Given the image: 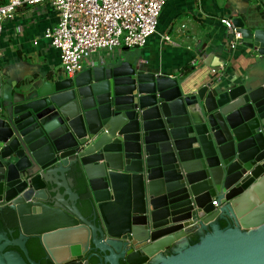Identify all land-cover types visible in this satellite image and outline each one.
<instances>
[{
    "label": "water",
    "instance_id": "95a60500",
    "mask_svg": "<svg viewBox=\"0 0 264 264\" xmlns=\"http://www.w3.org/2000/svg\"><path fill=\"white\" fill-rule=\"evenodd\" d=\"M231 20L260 60L243 84L184 90L118 58L1 85L0 213L14 211L19 231L0 229V264H39L30 237L50 264H264V27Z\"/></svg>",
    "mask_w": 264,
    "mask_h": 264
},
{
    "label": "crops",
    "instance_id": "0c3cea01",
    "mask_svg": "<svg viewBox=\"0 0 264 264\" xmlns=\"http://www.w3.org/2000/svg\"><path fill=\"white\" fill-rule=\"evenodd\" d=\"M5 2L0 0V5ZM234 17L264 27V0H169L160 13L157 33L144 47L124 52L123 60L137 59L148 71L176 78L184 90L210 80L225 87L243 84L246 78H255L260 60L242 44L230 47L231 32L219 19ZM55 23V14L46 5H23L14 21L2 23L0 89L2 84L15 83L13 92H18L58 71L59 53L45 41L33 44Z\"/></svg>",
    "mask_w": 264,
    "mask_h": 264
},
{
    "label": "built area",
    "instance_id": "2783aa9c",
    "mask_svg": "<svg viewBox=\"0 0 264 264\" xmlns=\"http://www.w3.org/2000/svg\"><path fill=\"white\" fill-rule=\"evenodd\" d=\"M169 0H6L0 5L2 23L14 21L23 6H49L56 17L53 26L33 41H45L59 53L58 73L74 77L86 68L118 59L123 48H142L157 33L160 13ZM220 24L233 34L230 47L240 44V33L229 18ZM171 42L168 37L164 38Z\"/></svg>",
    "mask_w": 264,
    "mask_h": 264
},
{
    "label": "trees",
    "instance_id": "16d2710c",
    "mask_svg": "<svg viewBox=\"0 0 264 264\" xmlns=\"http://www.w3.org/2000/svg\"><path fill=\"white\" fill-rule=\"evenodd\" d=\"M68 176L72 179V189L78 195L77 206L81 213L90 218V199L88 194L87 185L83 175L78 167H73L68 173ZM221 228L226 226L224 221H220ZM0 229L8 234L9 239H15L18 236V225L16 220L15 212L9 208H4L0 213ZM199 240V235L195 234L190 240V245L196 244ZM26 249L28 256L31 260L39 264H50L49 260L46 259L44 249L42 248L40 241L37 237H30L26 242ZM6 250H15L22 256L23 253L17 247H8ZM98 260L92 258L89 264H97ZM123 264V263H121Z\"/></svg>",
    "mask_w": 264,
    "mask_h": 264
},
{
    "label": "rangeland",
    "instance_id": "374dc122",
    "mask_svg": "<svg viewBox=\"0 0 264 264\" xmlns=\"http://www.w3.org/2000/svg\"><path fill=\"white\" fill-rule=\"evenodd\" d=\"M127 51H130L129 49L128 50H122V52H120L121 53V56H120V58H123V57H125V55H124V52H127ZM120 53H118L117 55L119 56L120 55Z\"/></svg>",
    "mask_w": 264,
    "mask_h": 264
}]
</instances>
